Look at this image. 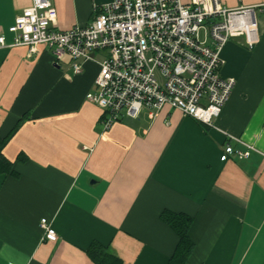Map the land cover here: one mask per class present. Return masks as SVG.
<instances>
[{
  "label": "crops",
  "instance_id": "0c3cea01",
  "mask_svg": "<svg viewBox=\"0 0 264 264\" xmlns=\"http://www.w3.org/2000/svg\"><path fill=\"white\" fill-rule=\"evenodd\" d=\"M54 30L90 24L112 0H50ZM33 0H0V34ZM227 8L256 7L259 41L233 37L221 74L235 78L229 100L209 127L165 106L155 116L121 113L109 129L104 111L87 99L100 66L71 58L55 62L39 45L0 47V136L13 174L0 175V264H95L93 242L123 264H167L179 238L166 210L194 221L189 264H264V0H222ZM107 55L96 51L100 61ZM242 138L249 157L221 156ZM47 218L57 240L45 237Z\"/></svg>",
  "mask_w": 264,
  "mask_h": 264
},
{
  "label": "built area",
  "instance_id": "2783aa9c",
  "mask_svg": "<svg viewBox=\"0 0 264 264\" xmlns=\"http://www.w3.org/2000/svg\"><path fill=\"white\" fill-rule=\"evenodd\" d=\"M57 9L50 0H33L17 15L9 30L14 42L0 34V47L25 45L35 52L46 45L55 62L71 58L74 72L82 62L100 66L95 89L86 97L104 111L109 129L125 111L138 117L143 109L155 116L165 106L216 127L236 84L221 74L223 50L229 40L245 36L252 46L259 41L256 7L227 8L222 0H112L97 7L94 20L66 31L54 30ZM105 51L100 61L94 53ZM221 156L244 159L255 146L240 137ZM49 240L57 232L47 218L40 223Z\"/></svg>",
  "mask_w": 264,
  "mask_h": 264
},
{
  "label": "trees",
  "instance_id": "16d2710c",
  "mask_svg": "<svg viewBox=\"0 0 264 264\" xmlns=\"http://www.w3.org/2000/svg\"><path fill=\"white\" fill-rule=\"evenodd\" d=\"M8 137L0 136V175L14 173V161L4 153ZM162 219L178 235V245L167 264H189L196 243L190 235L193 217L186 213H177L166 210L162 213ZM88 254L95 264H123L122 259L115 255L108 246L99 242H93L88 249Z\"/></svg>",
  "mask_w": 264,
  "mask_h": 264
}]
</instances>
